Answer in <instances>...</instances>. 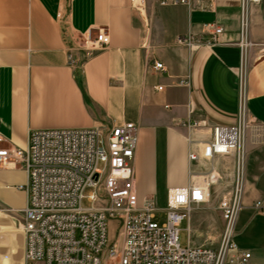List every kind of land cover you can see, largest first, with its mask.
Returning <instances> with one entry per match:
<instances>
[{
	"label": "crops",
	"instance_id": "1",
	"mask_svg": "<svg viewBox=\"0 0 264 264\" xmlns=\"http://www.w3.org/2000/svg\"><path fill=\"white\" fill-rule=\"evenodd\" d=\"M160 1H146V19L131 0H0V135L5 146L25 149L33 130L134 123L137 194L156 201L158 181L168 194L185 187L192 170L208 167L190 164V141H209L214 126L245 118L244 208L233 240L252 253L250 264H264V214L252 207L264 199V1L247 8L245 50L238 45L241 0H191L190 7ZM215 23L225 33L214 48L179 44L181 36L209 34ZM102 30L110 44L87 58L86 34ZM154 62L166 71L156 72ZM236 162V155L214 161L222 183L213 193L230 189ZM27 183L23 166L0 165V226L12 229L4 246L17 252L18 264L25 236L16 213L27 206L20 189Z\"/></svg>",
	"mask_w": 264,
	"mask_h": 264
},
{
	"label": "built area",
	"instance_id": "2",
	"mask_svg": "<svg viewBox=\"0 0 264 264\" xmlns=\"http://www.w3.org/2000/svg\"><path fill=\"white\" fill-rule=\"evenodd\" d=\"M146 1L131 0V5L148 19ZM263 1L241 0V50L251 46L247 8ZM158 5L190 7L191 0H162ZM207 27L211 29L209 34H187L179 38V44L190 49L214 48L224 28L216 23ZM86 41L91 44L83 48L87 58L110 44L103 30L96 36L87 33ZM152 68L166 71L160 62H154ZM186 127L197 129L199 124L187 122ZM246 128L244 118L237 126H214L209 141H190V164L208 167L192 170L185 187L168 190L163 211L154 198L140 201L137 194L135 161L140 128L134 123L106 130H33L25 149L5 146L0 135V165H21L28 174V183L20 187L27 193V206L16 213L25 236L23 264H250L252 253L233 240L244 208L242 146ZM232 155L237 158L232 185L222 193L218 204L224 223L221 243L217 247L198 246L190 239L183 246L180 225L190 222L193 212L206 208L213 188L222 183L214 161ZM87 190L92 191L86 196ZM84 200L90 207H84ZM252 207L264 214V199ZM163 213L166 217L161 223ZM112 222L116 223L113 235Z\"/></svg>",
	"mask_w": 264,
	"mask_h": 264
},
{
	"label": "rangeland",
	"instance_id": "3",
	"mask_svg": "<svg viewBox=\"0 0 264 264\" xmlns=\"http://www.w3.org/2000/svg\"><path fill=\"white\" fill-rule=\"evenodd\" d=\"M158 197H157V208L161 211L165 210L167 206V190L164 188V182L158 181ZM229 190V189H227ZM226 189L223 191H227ZM92 190H87L85 195L87 196ZM222 195V193H220ZM219 194L211 193V201L206 208L200 211H195L191 215L190 222L184 221L180 225V241L183 246H186L190 239L194 245H204V246H213L217 247L221 243L222 231L224 227V223L221 220V214L218 210V204L220 200ZM84 207H90V204L87 200L83 202ZM166 214H161V223L165 222ZM116 227V223L112 222L110 224V233L113 235L114 229ZM188 229H190V233H188ZM12 229L3 228L0 226V258L8 257L11 258L12 261H17V252L9 250L6 246L4 237H9L10 231ZM246 236V235H245ZM244 236V241L245 237ZM236 243H239L240 240H234ZM6 247V248H4ZM241 247V246H239ZM243 248V247H241Z\"/></svg>",
	"mask_w": 264,
	"mask_h": 264
}]
</instances>
